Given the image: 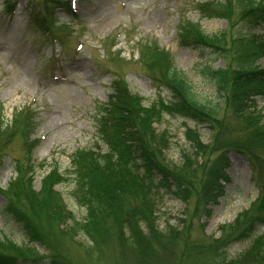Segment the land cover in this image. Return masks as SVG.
Here are the masks:
<instances>
[{"label": "rangeland", "instance_id": "rangeland-1", "mask_svg": "<svg viewBox=\"0 0 264 264\" xmlns=\"http://www.w3.org/2000/svg\"><path fill=\"white\" fill-rule=\"evenodd\" d=\"M5 1L0 0V112L5 124L11 122L15 111L23 108L30 107L36 114V128L32 137L37 141L32 153L36 165L45 162L62 171L67 170L75 151L92 147L97 142L94 129L96 106L107 101L116 73L123 76L130 94L143 97V106H150L154 102L157 92L149 80L147 66L143 67L137 62L138 45L145 42L156 43L169 51L175 69L182 71L192 84L198 102L221 109L211 127L208 123L198 125L194 120L168 115L155 125L158 133L166 132L170 136L166 152L168 164H180L182 155L190 152L184 135L187 126L198 132L196 136L202 145L196 161L210 167L216 165L215 169H219L220 174L225 171L228 178L225 184L216 179L211 193L204 198L188 195L190 200L185 201L184 198L178 200L164 194L157 212L156 228L163 231L159 239L148 240V234L142 231L140 234L139 231V236L134 238V250L139 251L136 254L128 243L127 249H122L123 244L118 247L99 234L96 240L103 241L102 254L87 255L86 249L77 243L61 245V250L55 243L57 239L49 237L46 238V249L63 251L66 264H260L262 259L253 250L254 239L248 237L244 242L235 240L242 224L237 217L257 202V186L244 157L230 153V165L225 169L221 156L229 150L230 142L234 144L244 140L247 144L249 140L248 146L252 152L254 150L264 159V97L253 94V88L250 89L248 84L241 89L245 92L236 88L235 116L230 109L233 106L229 108L226 105L227 97L231 100L233 97L230 95L233 91L232 79L222 97L216 92L212 80L200 73L201 67L204 69L203 65H206L212 70L226 69L229 76H235L238 72L246 77L251 75V60L256 51L248 44L236 45L230 39L236 40L238 34L245 32L238 20L243 16L239 7L234 6L231 17L236 22L230 26L222 18H200L194 3L202 0H80L77 2V19L74 23L68 22L61 10L56 11V16L58 24L71 23L69 31L74 37L71 43H80L82 49L76 53L74 47L68 46L66 51L58 54L54 52L58 51L57 43L41 39L28 27L24 13L25 0H18L19 10L13 19L3 14ZM180 19L198 22L207 36L224 35L225 42L217 46L221 51H200L181 46L176 35ZM193 37L194 34L188 36L191 41ZM117 52H121L120 58L126 63L117 60ZM51 56L56 57L53 63L56 66L49 65ZM254 64L264 69V54ZM157 68L154 70L158 71ZM248 80L253 84L255 77L250 76L245 81ZM169 95L172 96L170 92L162 94L163 97ZM18 139V136L14 137L4 150L5 163L0 167V189L7 197L8 187L16 178L13 159L23 163L26 156ZM103 148L107 152L105 146ZM219 163L222 164L220 167ZM22 168L28 169L26 166ZM140 171L144 172L142 169ZM48 172L50 170L37 171L31 181L20 179L21 188L18 189L21 196H25L28 190L34 194L40 191L45 203L58 200L77 221H82L87 210L72 198L74 187L69 182L60 185L44 183ZM222 183L225 194L215 201ZM4 201L0 195V235L5 234L9 240L0 239V246L18 254L28 251V247H34L38 253L32 259L44 257L45 248L29 245L18 224L4 214L7 203ZM39 204L33 201L25 208L33 210L31 214L39 219L43 235L47 221L43 220ZM262 233L264 228L258 230L256 237ZM79 240L80 244L87 242L83 236ZM29 264H48V261L43 259Z\"/></svg>", "mask_w": 264, "mask_h": 264}, {"label": "trees", "instance_id": "trees-1", "mask_svg": "<svg viewBox=\"0 0 264 264\" xmlns=\"http://www.w3.org/2000/svg\"><path fill=\"white\" fill-rule=\"evenodd\" d=\"M239 2V0H224V4L220 7L214 5L215 9H218L215 16L231 19L234 6H240ZM240 7L246 18L248 15L252 16V12L257 9L253 2L244 5V9L243 5ZM246 11L249 12L246 13ZM192 32L194 39L191 43L196 47L215 48L225 42L224 37L212 39L204 37L196 28ZM189 34V32L185 33L184 40L188 39ZM141 58L149 61L148 67L154 80L156 83H161L172 96L166 100L159 99L157 103L144 107L139 96L130 94L119 80L113 82L112 94L108 103L102 108L97 124L99 140L102 145L106 146L107 152L101 154L98 148L97 152L90 150L77 152L72 156L71 170L67 172L69 178L67 179L74 187L72 198L80 207L87 210L85 218L77 221L58 200L54 199L45 203L40 191L34 194L28 190L25 191L28 192L25 196H21L18 189L21 188L20 179L30 181L32 179L30 172L26 169L17 172L13 184L8 187L9 196L4 195L7 201L6 214L18 224L29 245L36 244L40 248H45L43 250L50 258L51 264H66V257L60 246L71 243L82 245L87 255L102 254L103 241L96 240L98 234L118 247L123 244L122 249H127L128 243L132 252L136 254L139 251L134 250V245H136L134 238L139 236V231L140 234L141 231L146 232L148 240L150 238V240L159 239L163 235V231L156 228V213L164 194L178 200L184 198L185 201L190 200V195L198 196V199L204 198L211 193L216 179L221 176L219 169H215L216 165L210 167L206 163L201 165L196 161L202 145H200L198 136L191 131L185 133L191 148L190 152L184 153L180 160L181 163L176 166L166 162L170 136L166 132L165 134L158 133L155 128L163 116L186 117L200 125L208 123L211 127L215 124V113L219 109L216 110L198 102L186 79L172 70L167 57L160 50L150 47L141 53ZM156 67L159 72L154 70ZM206 75L212 80L216 92L222 97L229 80L232 79L233 91L230 95L233 97L232 100L227 97L226 105L229 108L230 105L233 106L230 109L235 116L236 88L238 91L245 92L241 89L244 84H248L250 89L253 88L252 93L255 95L263 89L264 82L257 77L260 74L251 73L246 77L238 72L235 76H229L226 69L212 70L209 68L206 70ZM250 76L255 77L253 84L249 80L245 81ZM8 132L9 130L6 133ZM249 142V140L247 144L230 142L229 148L247 149V152L254 157V150L252 152L249 148ZM256 162L260 164L257 159ZM218 165L220 167L222 164ZM209 168V172L205 173ZM61 180L60 176L53 172L44 177L43 182L57 185V182ZM33 201L41 203L38 208H41L43 220L47 221L45 222L47 226L43 228L45 231L43 235L39 219L31 214L33 210L25 208L28 204V207L32 205ZM263 204L264 197L237 217L242 223L236 234L237 242H244L258 227L264 226ZM80 236L86 238L87 242L80 244ZM48 237L57 239L55 243L61 249L58 250L61 253L46 249V238ZM255 239L253 250L261 257L260 264H264L263 236ZM0 249V257H6L7 260H12L15 256L32 259L38 253L34 247H28V251L20 254L10 252L9 248L1 247Z\"/></svg>", "mask_w": 264, "mask_h": 264}]
</instances>
